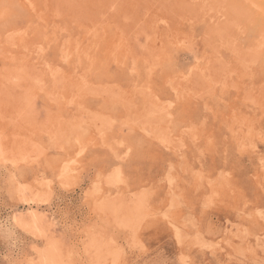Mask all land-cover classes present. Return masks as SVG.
Here are the masks:
<instances>
[{"label":"rangeland","instance_id":"374dc122","mask_svg":"<svg viewBox=\"0 0 264 264\" xmlns=\"http://www.w3.org/2000/svg\"><path fill=\"white\" fill-rule=\"evenodd\" d=\"M45 262L264 264V0H0V264Z\"/></svg>","mask_w":264,"mask_h":264},{"label":"bare ground","instance_id":"6f19581e","mask_svg":"<svg viewBox=\"0 0 264 264\" xmlns=\"http://www.w3.org/2000/svg\"><path fill=\"white\" fill-rule=\"evenodd\" d=\"M2 158V157H1ZM15 161V160H14ZM15 164V163H14ZM118 178V177H117ZM114 186V185H113ZM181 216V215H180ZM93 230V229H92ZM42 240V239H41ZM82 240V239H81ZM98 249V248H97ZM207 249V248H206ZM44 258V257H43ZM50 260H52V259H50ZM45 264H46V262H45Z\"/></svg>","mask_w":264,"mask_h":264}]
</instances>
